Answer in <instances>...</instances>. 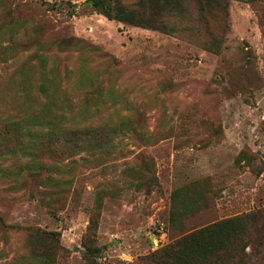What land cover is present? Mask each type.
I'll return each instance as SVG.
<instances>
[{
    "label": "rangeland",
    "instance_id": "1",
    "mask_svg": "<svg viewBox=\"0 0 264 264\" xmlns=\"http://www.w3.org/2000/svg\"><path fill=\"white\" fill-rule=\"evenodd\" d=\"M149 5L0 0V264H264V0Z\"/></svg>",
    "mask_w": 264,
    "mask_h": 264
},
{
    "label": "trees",
    "instance_id": "2",
    "mask_svg": "<svg viewBox=\"0 0 264 264\" xmlns=\"http://www.w3.org/2000/svg\"><path fill=\"white\" fill-rule=\"evenodd\" d=\"M87 3L91 4L96 8L100 13L106 16L111 20H118L125 23L138 25L142 27H154V24L159 22V13H150L149 10H154L153 5L149 3H157L162 7L163 10L169 11L174 9L170 4L176 3L182 0H139L141 8L133 9L129 8L119 1L113 2L111 0H86ZM113 2V4L111 3ZM149 5V6H148ZM152 15V18L147 19L148 15ZM155 18V19H154ZM154 19V20H153ZM18 122H15L14 126ZM6 136V135H5ZM105 137V131L103 127H92L86 130H71L68 131L65 135H62L56 140L55 146L53 147H83L84 144L88 147H104L103 138ZM218 226H210L201 228L197 231H194L190 235L184 238V241L188 242L189 245H193L194 240L204 237L210 231H213ZM43 233V232H42ZM48 234V233H46ZM179 242L177 245H171L165 250L166 257L168 261L174 260L178 255V250L180 249Z\"/></svg>",
    "mask_w": 264,
    "mask_h": 264
}]
</instances>
